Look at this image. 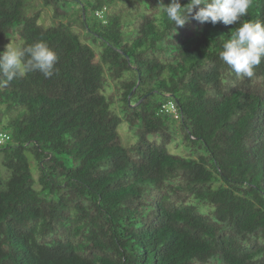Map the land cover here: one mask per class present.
<instances>
[{"label":"trees","instance_id":"16d2710c","mask_svg":"<svg viewBox=\"0 0 264 264\" xmlns=\"http://www.w3.org/2000/svg\"><path fill=\"white\" fill-rule=\"evenodd\" d=\"M170 3L0 0V51L58 57L0 84V264H264V60L240 79L219 59L264 0L176 30Z\"/></svg>","mask_w":264,"mask_h":264},{"label":"clouds","instance_id":"9594fccd","mask_svg":"<svg viewBox=\"0 0 264 264\" xmlns=\"http://www.w3.org/2000/svg\"><path fill=\"white\" fill-rule=\"evenodd\" d=\"M251 4L252 0H188L182 6L180 0H171L168 6L160 7L176 30L188 21L190 15L200 24L232 25L247 15ZM219 59L237 78H252L254 69L264 60V22L239 23L231 36L223 41ZM57 60L56 52L43 41L26 47L14 46L10 42L0 51V84L7 85L35 71L49 78Z\"/></svg>","mask_w":264,"mask_h":264},{"label":"rangeland","instance_id":"374dc122","mask_svg":"<svg viewBox=\"0 0 264 264\" xmlns=\"http://www.w3.org/2000/svg\"><path fill=\"white\" fill-rule=\"evenodd\" d=\"M34 5H37V3H39V0H33ZM67 6L70 9H76L77 8V4L76 2L72 1V2H67ZM72 12V11H71ZM72 18V20H76V14L75 13H70V19ZM40 23L44 26H49L51 24H53V17H52V9L50 7H47L45 9H43L42 11V15H41V19H40ZM75 29L81 34L84 35L85 32L82 29L81 26H79L78 24L76 25ZM20 39L17 37L15 40H13L11 43L14 46H19L20 45ZM119 132L122 136L123 139V143L125 146H128L129 144L133 143L135 141L134 136L132 137L128 125L127 123L123 122L122 124H120L119 126ZM171 149L174 151L175 149L173 147H171ZM31 159V166L33 169V173L34 176L37 178L38 177V169H37V165L36 162L34 161V159L32 157H30Z\"/></svg>","mask_w":264,"mask_h":264},{"label":"built area","instance_id":"2783aa9c","mask_svg":"<svg viewBox=\"0 0 264 264\" xmlns=\"http://www.w3.org/2000/svg\"><path fill=\"white\" fill-rule=\"evenodd\" d=\"M101 14H102V12L98 13V15H100V16H101ZM170 110L172 111V113L174 114V116L176 118H178V113L176 111L175 105L170 104V106H168L167 111L169 112ZM8 140H10V136L7 133L0 132V145L3 144V143H5Z\"/></svg>","mask_w":264,"mask_h":264}]
</instances>
